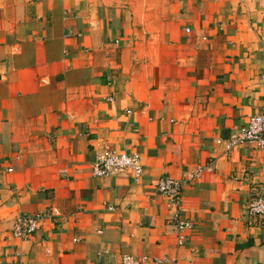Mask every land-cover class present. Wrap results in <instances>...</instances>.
I'll list each match as a JSON object with an SVG mask.
<instances>
[{"label": "crops", "instance_id": "crops-1", "mask_svg": "<svg viewBox=\"0 0 264 264\" xmlns=\"http://www.w3.org/2000/svg\"><path fill=\"white\" fill-rule=\"evenodd\" d=\"M263 110L264 0H0V264H264V151L224 155ZM103 150L139 182L94 178ZM208 163L179 245L157 182Z\"/></svg>", "mask_w": 264, "mask_h": 264}, {"label": "built area", "instance_id": "built-area-1", "mask_svg": "<svg viewBox=\"0 0 264 264\" xmlns=\"http://www.w3.org/2000/svg\"><path fill=\"white\" fill-rule=\"evenodd\" d=\"M111 101V99H109ZM244 145H252L264 151V110L250 117L247 124L235 135L229 138L224 144V155L229 157L234 149ZM212 164L208 163L196 167L193 171L184 175L181 179L162 177L157 182V192L166 198L167 208L172 211V221L178 235V244L182 245L184 233L191 229V224L180 218L181 192L185 185L198 180L203 172H211ZM130 171L134 182H139L143 168L136 156L119 154L112 150L100 152L92 165L91 175L94 178L113 177ZM246 216L249 220L264 221V194L256 196L246 208ZM40 218H17L13 225V235L16 238L24 239L29 237L39 227ZM146 259L137 260L132 256H126L121 264H145ZM167 260L156 261L166 263Z\"/></svg>", "mask_w": 264, "mask_h": 264}]
</instances>
